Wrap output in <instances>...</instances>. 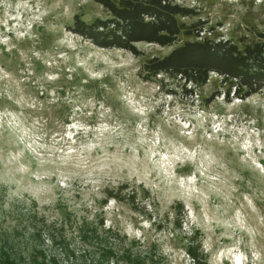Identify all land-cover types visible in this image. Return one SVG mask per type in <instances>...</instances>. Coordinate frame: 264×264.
<instances>
[{
  "label": "rangeland",
  "instance_id": "obj_1",
  "mask_svg": "<svg viewBox=\"0 0 264 264\" xmlns=\"http://www.w3.org/2000/svg\"><path fill=\"white\" fill-rule=\"evenodd\" d=\"M171 1L212 38L264 44V0ZM76 15L109 18L93 0H0V263L264 264V92L146 81L179 44L98 48Z\"/></svg>",
  "mask_w": 264,
  "mask_h": 264
},
{
  "label": "trees",
  "instance_id": "obj_2",
  "mask_svg": "<svg viewBox=\"0 0 264 264\" xmlns=\"http://www.w3.org/2000/svg\"><path fill=\"white\" fill-rule=\"evenodd\" d=\"M109 14L107 19L86 22L76 15L70 30L102 49H119L140 56L138 44L171 47L170 54L153 57L144 62L140 75L151 81L164 75L182 80L192 96L193 89L202 90L211 75L220 78L223 98L247 100L264 92V44L252 43L243 47L231 41H222L208 35L206 24L194 8L171 0H93ZM220 92L216 95L218 97ZM232 95V98H231ZM102 257H114L113 250H103ZM136 264H143L136 261ZM0 264H15L3 261Z\"/></svg>",
  "mask_w": 264,
  "mask_h": 264
}]
</instances>
